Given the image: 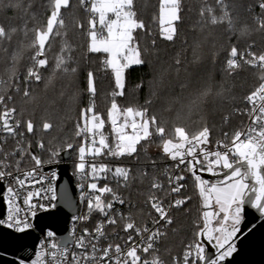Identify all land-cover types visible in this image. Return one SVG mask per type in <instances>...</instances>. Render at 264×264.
Masks as SVG:
<instances>
[{"label": "trees", "instance_id": "1", "mask_svg": "<svg viewBox=\"0 0 264 264\" xmlns=\"http://www.w3.org/2000/svg\"><path fill=\"white\" fill-rule=\"evenodd\" d=\"M90 0H88L89 3ZM260 0H225L231 18V26L224 23L212 25L208 22V13L201 17V9L212 7L217 16L221 9L217 0H182V21L178 24V37L174 42L161 38L158 0H135L138 18L143 19L147 29L152 33L146 37L143 31L137 33L141 47L147 46L145 56L147 63L132 66L126 72L125 95L115 97L121 108L128 106H145L151 100L149 114L156 115L158 121L164 122L165 138H174L176 126L185 127L193 135L204 126L210 129L209 144L225 140L224 133L231 134L243 123V110L246 97L258 86L262 73L248 65L234 74L227 71V59L232 47L245 50L251 45L257 53H264V31H257L254 17L261 15L258 7ZM31 4L29 8L28 5ZM81 6L80 0H71L70 7L62 10L64 27L62 36L51 41L46 51L48 66L40 70L41 81L25 83L28 68L32 66L30 57L35 49L28 48L32 33L25 37L22 29L25 21L29 28L46 23L50 14L51 0H24V7H7L8 0L0 3V25L6 30L18 29L11 34V39L0 40V80L8 81L13 67V54L23 47L22 54L15 62L16 76L12 83L15 88L2 92L12 99L7 104L16 109V119L21 121L19 130L23 131L21 140H13L24 150L22 165L31 162L29 152L33 150L41 162L53 161L56 155L70 149L71 158L77 155L81 136H77V123L80 122L81 109L87 108L92 97L88 93V73L95 77L97 93L94 97L95 110L107 118V111L113 99L111 93L116 90L114 75L106 69L102 53L88 52V11ZM27 8V11L25 9ZM82 24L83 28L77 27ZM247 27V34L241 31ZM156 46H151V39ZM68 44L72 47L75 74L56 72L53 75L56 57L61 48ZM182 60L179 71L174 66L176 58ZM51 78V83L49 80ZM140 85V87H137ZM28 87L34 100L23 95ZM205 87H211L212 95L200 108H190L191 100ZM217 93H220L217 95ZM227 117V121H225ZM31 119L35 125L33 133L26 131L25 122ZM49 121L53 128L41 130L42 123ZM19 138V136H18ZM162 138L153 136L149 141H142L137 152L131 156H113L111 158L126 162L130 166V179L124 186H113L139 206L153 196L152 181L158 177L167 156L154 151L160 147ZM43 143L44 147L39 145ZM72 144V148L67 145ZM13 146V145H12ZM159 172V173H158ZM197 183L191 178L184 179L183 198L185 203L172 212V223L168 226L156 255L165 264H173V258L179 257L186 245L197 244L203 227V206ZM198 264H201L198 262Z\"/></svg>", "mask_w": 264, "mask_h": 264}, {"label": "snow or ice", "instance_id": "2", "mask_svg": "<svg viewBox=\"0 0 264 264\" xmlns=\"http://www.w3.org/2000/svg\"><path fill=\"white\" fill-rule=\"evenodd\" d=\"M3 3V0H0ZM88 0H80L81 6H86ZM217 5L221 9V15L217 16L215 9L208 7L207 9H201V17L205 16V12L208 13V22L212 25L224 23L226 20L231 26V18L225 0H217ZM7 7L22 8L24 7V0H8ZM28 7H31L29 3ZM70 7V0H51L50 14L47 17L46 23L41 26H33L29 28L27 21H25L22 29L25 37L32 33L31 43L27 45L28 48L35 49L34 54L31 57L32 66L28 68L27 76L25 77V83L28 84L32 81L39 82L42 79L40 70L47 68L48 59L46 51L51 47V41L56 37H61L60 31L64 25V19L62 17V10ZM258 7L261 9V15L254 17L257 21V31H264V0L259 3ZM27 11V8L25 9ZM86 11L91 14V18L88 21V52L90 53H103L105 54V60L103 61L106 69H110L114 75L116 90L111 93L113 99L111 101L110 108L107 111V122L111 125V133L113 137V143L109 142V137L104 134L105 118L102 114L95 110L94 97L97 93L96 81L92 72L88 73V93L92 97L87 108L81 109L80 122L77 123V136H85L86 140L90 139V147L87 151L93 156L104 155L105 152L112 156H131L137 152V146L142 141H149L154 135L162 138V151L172 160H179L180 163H184L187 158H191L188 161L193 174L195 175L196 165L199 164L202 168L213 174L219 175L217 169L226 170L223 172L224 179L217 183L208 186V182L202 180L200 176H195L198 182V189L200 196L203 198L205 206H209L210 200L214 199L216 206H218L217 212L203 213L204 223L203 229L199 233L201 236H206L209 242H214V246L217 248V255L215 259L208 261L205 256V249L200 244L189 245L188 251L184 254V264H189V259L192 257V249H195V258L192 260V264H198V262H205V264H222L225 258L232 255L236 250L234 238L237 237V233L241 231V224L244 219L245 205L250 204L251 208L257 210L261 216H264V83H261L259 87L251 92L246 101L251 105L250 124L246 129H240L234 131L229 137L228 133H224L225 141H218L215 151H209L207 145L209 144L210 129L204 126L199 132L189 135L183 126H176L173 129L174 138H165L166 127L164 122L158 121L156 115L149 114V105L151 100H147L145 106H128L121 108L116 102L115 97L125 95V82L126 72L132 66H140L147 63L145 56L148 54V47H141L139 40L137 39V33L143 31L146 37H151L152 33L148 31L146 23L143 19L138 18V13L135 8V0H91V6L86 7ZM160 36L162 39L174 42L178 37V24L182 21V0H161L160 7ZM77 27L83 28L82 24H78ZM18 29L11 28L6 30L3 25H0V40L11 39V34L17 32ZM248 28L245 27L241 31V35L247 34ZM151 46H156V40L151 39ZM251 45L246 54L238 53L237 48L234 46L230 51V58L227 60V71L229 75L234 74L241 68L240 60L244 64L252 67H259L264 69V54L256 55L251 51ZM23 51V47L17 50L13 56V67L10 69L11 75L8 81L0 80V92H4L7 88H15L19 91L18 85L12 83V77L16 76L15 62L18 61ZM72 47L65 44L61 48V53L56 57L55 67L53 69V75L56 72L63 74H75L77 69L70 67L73 62L71 52ZM239 55L240 60L236 57ZM247 57H251L250 59ZM174 66L179 71L182 66V60L178 57L174 60ZM264 80V76L261 77ZM51 83V78L49 80ZM137 87H140L138 85ZM220 93H217L219 95ZM23 95L29 100L35 98L31 96L28 87H25ZM212 95L211 87H205L200 90L194 99L191 100L190 108H200L204 105L208 98ZM11 95L7 96V100H11ZM0 106H3V111L0 112V131L8 134L9 136L16 137L17 135L23 136V133H18L17 129L21 126V121L16 119V109L8 108L6 104V98L4 94H0ZM225 117V121H227ZM27 133H33L35 125L31 119L25 122ZM53 128V124L49 121H44L41 126V130L48 131ZM18 145L20 141L17 142ZM44 147L41 142L39 145ZM68 148H72V144L67 145ZM222 149V150H221ZM0 152L3 149L0 148ZM86 148L81 146L79 148L80 163L77 165L79 172L85 171L84 156ZM20 153L24 154L22 147L12 153H4L3 159H0V181L11 176L12 172L9 170L12 165L7 163L10 156ZM53 155H58L54 153ZM202 157V159H200ZM36 165H40L41 161L36 156H32ZM20 161L17 160L16 166L19 168ZM111 171L106 165H99L98 167L91 165V174L93 179H99L100 174H105ZM55 175V174H53ZM113 175L121 178L125 184L130 179V171L126 168H115ZM33 176V172L26 174L25 178L16 176V183L23 188L27 182V177ZM183 177H177L176 180H181ZM171 183V179H170ZM89 190L98 192V195H94L88 200V208L98 211L104 214L107 218V224L115 225L117 220L114 217L108 215V210L112 209V202H107L102 199L103 194L112 193L113 190L107 185L98 187V184L93 182L87 185ZM161 185L153 183L152 188H160ZM182 185L173 187L172 192H179ZM52 201L57 199L54 188L50 189ZM17 192L13 187L7 188V202L9 205L8 215V227L15 228L18 232H25L31 229L33 225L28 221L27 214L24 219L19 217L20 209L14 206V199L17 196ZM33 193L27 192L24 199V204L29 206L31 216L36 215L35 209L47 210V206L44 204H33ZM113 200H118L123 204L125 201L119 199L113 193ZM152 209L159 214V220L154 223L159 224L161 220L165 221V224H171L172 219L168 214V211L163 206V202L155 196L149 197ZM185 203V200H176L170 207H180ZM55 207V204L51 205ZM222 214V216H221ZM217 217L218 227H209L211 218ZM75 220L87 219V217H74ZM128 221L124 225V231L134 230L138 236H141V242H132L131 246L127 250H122L120 245H111L101 249L97 247V244L93 241L98 240L104 236V224H98L95 228V235L88 233L85 229L84 235L80 236L74 241L75 247L81 249L80 254L72 253L71 264H163V261L156 255H153L151 259H143L140 252L145 254L150 250L155 253V243L165 233L160 228L150 230L148 227L140 228L128 218ZM4 223V221H0ZM143 233H148L146 239L143 238ZM52 231L47 232V237H54ZM92 236V240H86V237ZM129 241H132V237L129 236ZM50 251L46 255H50L56 264H66V258L68 256L69 247H61L56 242H52L50 245ZM91 249L89 252L88 249ZM114 250L115 256H110ZM98 253H100L98 255ZM39 254L37 260H39ZM23 264V262H21ZM33 264H37V261H33Z\"/></svg>", "mask_w": 264, "mask_h": 264}, {"label": "built area", "instance_id": "3", "mask_svg": "<svg viewBox=\"0 0 264 264\" xmlns=\"http://www.w3.org/2000/svg\"><path fill=\"white\" fill-rule=\"evenodd\" d=\"M161 1V0H158ZM262 2V0H260ZM260 2V3H261ZM91 6V0L89 1L87 7ZM89 19L91 18V14L88 12ZM249 48H246L245 50H238V53L246 54L248 52ZM251 51L254 52L256 55L264 54V53H257L252 48ZM230 58V53L228 56V59ZM251 58V57H247ZM227 59V60H228ZM237 60H240L239 55L236 57ZM33 63V62H31ZM241 64H244L242 60H240ZM247 65V64H245ZM249 66V65H248ZM255 70H258L262 73V76H264V69H260L257 67L249 66ZM261 83H264V80H260L258 86L253 90L255 91ZM252 91V92H253ZM0 94H3L0 92ZM8 100H6L7 104ZM8 108H11L8 106ZM3 111V106H0V112ZM251 112V105L247 101H245V108L243 110V123L240 125L239 129H246L248 125L250 124V116L248 113ZM105 128H104V134L108 137H112L111 133V125L107 122V118L105 119ZM18 133H23L22 130L17 129ZM17 135L16 137L9 136L8 134L0 131V148L3 149V152H0V159H3L4 153H12L14 152L18 145L17 141L13 140H21L22 137ZM225 141V140H220ZM216 141L212 145L208 144L206 147L209 151H215L216 150ZM112 143V142H110ZM13 145V146H12ZM84 146L86 148L84 161L85 164V171L79 172L77 169L72 171L71 166H75L77 163H80L79 159V150L77 152V155L74 159L70 158L69 166H70V172L73 178V182L76 188V191L78 193V200H79V211L76 215L70 218L69 224H68V234L71 239L70 243L66 246L69 247L68 256L66 258V264H71V257L72 253L80 254L81 249L75 247L74 241L77 240L80 236L84 235L85 229L88 230V233L92 234V236L95 235V228L98 224L103 223L104 224V236L100 237L98 240H95L98 248H105L109 244L115 246L120 245L122 250H127L128 247L131 246L132 242L139 243L141 242L142 237L138 236L134 230L124 231V225L129 222L128 218H131V221L135 223L137 227L144 228L148 227L150 230H155L156 228H160L162 232H166L168 226L170 224H165V221L161 220L159 224L154 223L156 220H159V214L155 212L154 209L151 207V203L149 202V199L144 203L143 206L137 205L134 201L129 200V198L121 193H118L114 189L115 186H124V181L113 175V172L115 168L122 167L126 168L130 171V166L126 163L121 161L120 159L115 160L109 156V155H101V156H93L91 155L87 149L90 147V139L85 138V136L81 135L80 139V145ZM139 146V145H138ZM137 146V147H138ZM20 147V146H19ZM222 150V149H221ZM20 153H16L14 156H10L7 163L11 164L12 167L9 169L12 172L11 176L6 177L3 181H0L3 186L4 190L2 192L3 196V203H4V214L0 218V221H4V223H0L1 226L11 229L13 231H16L15 228L8 227V215H9V205L6 199L7 196V188L13 187L14 190L17 192V196L14 199L13 203L14 206L19 207V217L21 219H24L27 214L28 221L33 225L34 217L31 216V211L33 209H30L29 206L24 204V199L26 197L27 192L31 191L33 195V199L31 203L39 205L44 204L47 206V210L40 209L37 207L35 209L36 214L44 211H48L53 209L51 205L55 203V201H52L50 199L51 197V188L55 189L56 192V179H57V173L55 169H49V170H43L47 166H51L53 164L59 163L55 157L53 161L50 162H41V165L37 166L31 159L32 165H22V160H19L17 156ZM30 156V152H29ZM117 157V156H116ZM121 157V156H120ZM202 159V157L200 158ZM17 160L20 161L19 168L17 169L16 162ZM191 160V158H187L184 163H180L179 160H172L169 157L167 160L163 163L162 170L158 174V177L153 179V183H158L161 185L160 188L153 189L155 192L153 196L157 197L160 201L163 202V206L168 211L169 216L171 217L172 212L179 208V207H170L176 200H184L183 193H184V179L186 177L191 178L194 182H197L195 179V176H200L202 180H205L208 182V186H211L213 184V180L207 179L202 177L203 174H211L209 173L206 168H202L201 165L197 164L195 168V175L193 174V169L191 168L188 161ZM95 164L97 167L101 164L106 165L111 171L105 174H100L99 179H93L91 174V165ZM29 172H33V176L27 177V182L23 188H21L15 181L16 176H21V178H25L26 174ZM55 174V175H53ZM177 177H183L181 180H176ZM171 179V183H170ZM97 183L98 187H103L107 185L110 187L113 192L112 193H105L102 196V199L107 202H112L113 206L112 209L108 210V215L111 217H114L117 220V223L115 225L107 224V218L104 214L92 210L89 211L88 208V200L92 198L94 195H98V192H95L93 190H89L87 185L89 183ZM151 184V186H152ZM182 185L179 192H172L171 189L173 187H178ZM114 186V187H113ZM113 193L119 199L124 200L125 202L123 204L119 203L118 200H113ZM74 217H87V219H80L75 220ZM33 228V227H32ZM50 230H45L43 234L39 235V240L37 242V245L35 249L31 252L30 258L27 261L24 260H18V264H33V261H37V264H56L55 261H53L52 257L50 255H46L51 249L49 245L52 242L58 243V239L55 237L49 238L47 237V232ZM18 232V231H16ZM148 233H143V238L146 239ZM92 236L86 237V240H92ZM129 236L132 237V241H129ZM164 237L161 236L160 239L155 243L156 251L159 247V244ZM196 243H193L191 245H195ZM189 245H186L184 252L181 256L173 258V264H184V254L187 252ZM64 247V246H61ZM88 251L90 252L91 249L89 248ZM40 259L37 260V257ZM100 253H98L99 255ZM143 259H151L153 256V252L150 250L149 253L145 254L143 252L139 253ZM110 256H115L114 250L112 253H110ZM195 258V249H192V257L189 259V264H192V260ZM91 264V262H90ZM163 264H165L163 262ZM202 264V262H201Z\"/></svg>", "mask_w": 264, "mask_h": 264}, {"label": "water", "instance_id": "4", "mask_svg": "<svg viewBox=\"0 0 264 264\" xmlns=\"http://www.w3.org/2000/svg\"><path fill=\"white\" fill-rule=\"evenodd\" d=\"M32 156L39 158L33 150H30L31 159ZM70 158V149H65L56 155L59 163L43 169H55L57 173V199L53 209L37 213L34 216L33 228L25 232H16L0 225V264H18V260H29L31 252L37 245L39 235L43 234L45 230H50L55 234L59 245L66 246L70 243L69 220L79 211L78 193L68 162ZM32 161L35 163L33 159ZM224 171L226 170L220 172L219 175L203 174L202 177L210 180H222L224 179ZM3 190L4 186L0 182V218L4 214ZM240 228L241 231L234 238L236 250L231 256L225 258L222 264H264V216L251 208L250 204H246L244 219ZM200 242L205 249L204 254L207 260L215 259L217 252L213 242L202 237Z\"/></svg>", "mask_w": 264, "mask_h": 264}, {"label": "rangeland", "instance_id": "5", "mask_svg": "<svg viewBox=\"0 0 264 264\" xmlns=\"http://www.w3.org/2000/svg\"><path fill=\"white\" fill-rule=\"evenodd\" d=\"M160 7H161V1H159V16H158V22L160 21V15H161V13H160ZM159 25H160V23H159ZM88 37V36H87ZM88 45V44H87ZM33 54H34V52H33ZM32 54V55H33ZM103 54V53H102ZM32 55H31V57H32ZM105 55V54H104ZM31 57H30V62H32V60H31ZM32 64V63H31ZM27 73V72H26ZM27 76V75H26ZM109 142H112L113 143V137H109ZM78 150H79V148H78ZM154 151H156V152H160L161 154H164L163 153V151H162V141H161V143H160V147L159 148H157V149H155ZM105 154L106 155H109V154H107V152H105ZM165 155V154H164ZM109 156H112V155H109ZM167 156V155H166ZM168 157V156H167ZM29 165H32V161L30 162V163H28ZM79 163H77L75 166H71V170L72 171H74V170H76L77 169V165H78ZM222 169H217V171H221ZM218 181H220V180H213V184L214 183H217ZM200 198H201V203H202V206H203V213L205 212V211H207V212H217L218 211V206H216V204H215V201H214V199H212V200H210V202H209V206H205V204H204V201H203V198L200 196ZM202 213V214H203ZM221 216H222V214H221ZM217 217H212L211 218V223L209 224V227H218L219 225L217 224ZM203 223H204V218H203ZM202 229H203V227H202ZM202 229L200 230V232L202 231ZM201 237L202 238H204L205 240H207V238H206V236H201L200 234H199V238L197 239V243H200L201 244V242H200V239H201ZM208 241V240H207ZM202 245V244H201ZM213 245H214V242H213ZM203 246V245H202ZM215 247V246H214ZM215 251L217 252V248L215 247ZM199 263H201V262H199Z\"/></svg>", "mask_w": 264, "mask_h": 264}, {"label": "flooded vegetation", "instance_id": "6", "mask_svg": "<svg viewBox=\"0 0 264 264\" xmlns=\"http://www.w3.org/2000/svg\"><path fill=\"white\" fill-rule=\"evenodd\" d=\"M222 171H223V170H221V171H218V172L220 173V172H222Z\"/></svg>", "mask_w": 264, "mask_h": 264}]
</instances>
